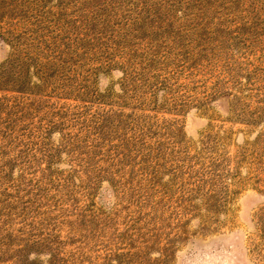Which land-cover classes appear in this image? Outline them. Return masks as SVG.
Here are the masks:
<instances>
[{
    "label": "rangeland",
    "instance_id": "1",
    "mask_svg": "<svg viewBox=\"0 0 264 264\" xmlns=\"http://www.w3.org/2000/svg\"><path fill=\"white\" fill-rule=\"evenodd\" d=\"M3 67L0 251L264 264V0H0Z\"/></svg>",
    "mask_w": 264,
    "mask_h": 264
},
{
    "label": "trees",
    "instance_id": "2",
    "mask_svg": "<svg viewBox=\"0 0 264 264\" xmlns=\"http://www.w3.org/2000/svg\"><path fill=\"white\" fill-rule=\"evenodd\" d=\"M0 71H1V73H5L4 67L3 68H0ZM3 84L4 83H2V78H0V86H1V88H2V85ZM22 156H23V154H21V158H22ZM48 157H49V155H46V158H48ZM51 158H53V157H51ZM17 159H18V157H17ZM2 169H3L2 170V174L5 176V179H7V177L11 178V173H13V172H11L10 174L8 173L10 168H3L2 167ZM70 173H73V172H70ZM20 174L22 175L21 176V178H22L23 175H24V171H20ZM71 177L73 178V174H71ZM37 186H39V185H37ZM8 200H9L10 203L12 202L11 199H8ZM21 200L22 199H20V197H17L15 199V201H21ZM27 204L29 205L28 209L30 210L31 206H33L34 203L33 202H30V203H27ZM28 205H24L25 208H22L21 209L22 210L21 211L22 212L21 213V217H24L25 216L26 209H27L26 206H28ZM14 208H17V205H13L12 203L11 204H8V205H6L4 203V205L1 206V209L4 210L3 212H10ZM14 241H15V236L13 234H10L7 237L5 243L3 245H1L2 246V249L1 250H4V251H0V258H2L3 256H7L8 257L9 255H12L14 258H17L16 259V263H18V264H37L38 261L37 260L31 261L29 259L28 254L32 250H36L34 248L40 249V251H42V250L47 251V250H51V246H52V244H50V242L47 241L46 237H44V238H37V237H35L32 240L27 241L25 244L21 245L17 249L12 250L11 247L14 246ZM38 251H37V253H39ZM53 262H54L53 264H58L56 257L54 258Z\"/></svg>",
    "mask_w": 264,
    "mask_h": 264
}]
</instances>
